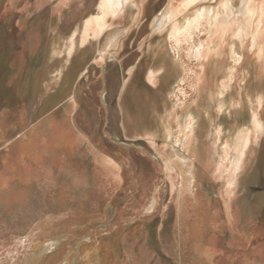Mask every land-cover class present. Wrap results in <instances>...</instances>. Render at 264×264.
Wrapping results in <instances>:
<instances>
[{"label":"rangeland","instance_id":"374dc122","mask_svg":"<svg viewBox=\"0 0 264 264\" xmlns=\"http://www.w3.org/2000/svg\"><path fill=\"white\" fill-rule=\"evenodd\" d=\"M136 2L138 5L136 4L131 12L125 11L108 19L112 29L123 31L121 47L114 57L107 59L106 65L95 60L98 62L90 75V80L81 82L85 92L79 100L75 120L85 135L94 136L96 141H92V145L77 148L75 154L78 156L75 157L79 162H76L77 167L89 172L92 191L82 200L81 209L74 208L79 205L78 202L62 201L59 195V177L53 169L59 172V166H53L49 160L47 163L50 165L46 164L41 174L29 180L22 177L14 178L8 191L17 192V200L11 202L0 199V264H22L36 245L46 242L48 238L57 237H63L64 241L57 251L56 264L70 259L80 260L83 257L86 262L80 264H92L89 262L90 256L95 261L96 253H99L107 264H264V210L260 216L261 220H244L246 202L249 204L253 196L259 207L264 202V49L262 53L260 49L264 46V35L255 48L251 47L250 35L245 36L243 44L241 42L234 44L239 58L236 63L231 59L230 45L233 38L231 34L226 37V40L221 42V53L213 55L205 65L203 73L206 76V87L203 92L197 94L195 74L201 68L190 55L192 43L181 44L177 51L168 41V27L157 33L153 32L154 19L165 10L175 11L172 17L176 16L179 22L183 21L188 14L181 7L183 0H136ZM232 2L233 10L238 11L241 1ZM261 2L264 6V0H255L256 9ZM100 5L101 0H0V28L3 25L17 26L18 30L9 34L10 38L13 35L16 44L27 39L30 47L32 42L28 38L34 31L25 34L28 31L26 29L30 25L42 24L40 20L46 19L48 23L50 22L54 31L60 25H64L61 33L48 31L45 34L43 43L47 42V65L43 67L42 77L32 86L31 94L19 96L14 103L11 89L7 88V85L4 87L5 91L0 90V120L4 126L11 123L18 126L13 132H9L6 127L0 129L3 132L0 149L4 148L0 157L44 120L59 121L58 106H55L59 105V98L54 96L59 92V54L65 50L59 52V48H66L78 25L100 13ZM192 13L194 10L189 11V15ZM259 18L258 11L254 24ZM233 19L230 23L235 28L239 22ZM22 26L24 32L20 29ZM199 32L201 33L194 36V43H197L199 38L206 39L205 32ZM36 34L39 37L36 39L38 45L40 40L43 41V36ZM103 36L104 38L100 40L104 43L98 46L95 40L92 48L106 47V35ZM90 37L96 39L93 34H90ZM160 46H164V63L169 66L176 61L182 66L183 71L179 78L172 71L163 73L164 77L160 79L155 99L156 105H161L164 102L161 100L166 95L168 109L159 117L158 130L151 133H159V127L164 125L162 121H167L166 114L171 113L175 106H177L175 119L180 116V107L197 112L199 110L202 112L203 108L207 107L213 113L214 109L221 106L219 117L221 143L216 142L214 136L209 134L215 131V127L213 129L215 119L212 126H205L208 128L207 132L197 134L198 143L194 146L196 151L208 141L212 146L211 152H216L213 153L214 157L217 155L215 161L217 159L219 162V155L221 159L223 158L221 160L223 178L219 181L211 179L206 182L196 176L197 183L194 187L195 189L203 181L209 187L216 184L213 189L211 188L214 190L213 194L210 193L213 199H207L216 203L219 214L215 225L208 231L211 238L200 244L199 249L205 252L207 258L193 256L189 248L187 231L181 235L178 220H172L174 213L176 216L178 188L181 187V190L188 188L191 179V170L188 167H183L181 178H176L174 173L169 174L165 163L171 158H176L171 148L173 140L170 139L167 145L161 140L156 142L160 150L157 155L152 144L145 138L142 139L146 143L136 144L132 138L125 139L120 131L122 116L118 93L124 74L125 72L127 74L130 67L138 64L140 66L142 64L141 70L144 69L147 74L149 69L154 67L153 64L156 62L154 53ZM12 49L13 47H9V51ZM22 60L23 62L17 63L16 67L28 61V56L25 57L24 54ZM140 60L142 62L139 63ZM231 71L233 75L228 88L219 96L218 85L231 76ZM128 77L131 75H125L124 82ZM105 89L109 93L107 105H104L102 100ZM180 92L183 95H179ZM55 101L57 103L53 104ZM17 108L25 110V114L21 110L14 114ZM154 112L156 110L151 108L139 111L137 114L140 122L145 120L144 125L155 127ZM203 114L199 115L201 122L197 119L199 124L206 123L204 121L206 115ZM20 116L24 123L21 122ZM15 117L20 119L17 121ZM174 123V119H171L168 125L172 131L171 137H174L177 131V125ZM256 123L260 126L255 127ZM239 131L250 132L251 143L245 153L248 154L244 162L245 168L240 169L238 183L234 188L236 196L234 199L230 196L229 199L226 194L230 181L228 171L232 168V158L236 156L232 148ZM116 136L121 141H118ZM226 145L230 146V155L224 150ZM33 158L39 165L40 162L34 153ZM200 158V155L196 158L198 163L201 161ZM10 160L9 158L8 161ZM18 162L23 163L20 158ZM100 166L105 167L108 176L100 170ZM195 166V169L199 168L197 163ZM39 168L41 166L32 164L33 170ZM216 168L212 170L213 174L217 173ZM172 184L175 187H172ZM67 196L66 194L65 198ZM154 202L157 203V208L147 213ZM229 208L235 213L233 224L227 215L226 210ZM146 216L148 220H139ZM182 224L181 227L184 229L187 223L184 221ZM194 227L197 229L199 224H195ZM196 233H199L198 229ZM40 236L42 239H38ZM43 263L44 261H39V264Z\"/></svg>","mask_w":264,"mask_h":264},{"label":"bare ground","instance_id":"6f19581e","mask_svg":"<svg viewBox=\"0 0 264 264\" xmlns=\"http://www.w3.org/2000/svg\"><path fill=\"white\" fill-rule=\"evenodd\" d=\"M240 1V9L238 11H234L232 0H183L181 7L183 10L186 11L185 13L188 14L187 16L185 15L182 22H179V18H177L176 16L172 17L175 11L169 12V10L161 12L154 19L153 32L157 33L168 27V41L173 44L175 50L178 51L181 44L183 43H192L190 55L192 59L196 61V63H198L201 68L200 71L195 74V91L197 92V94L203 92L206 87V76L203 73L205 65L213 57V55L217 56L221 53V42L225 41L226 37L230 36L231 34V37L233 38V41L230 45L231 59L233 63H236L237 61H239V58L237 52L235 51L234 44H237L238 42H241L243 44L245 36L250 35L251 47L255 48L256 45L259 43V40H261L262 35H264V31H262V28H264V6L262 2L261 5L257 7L258 9H256L257 4L255 3V0ZM136 4V0H101L100 13L95 17L86 20V22H84L81 27H78V29L74 31L72 37L69 39L68 45L66 46L63 52L66 55V57H64L63 59V68H66V66L69 65L68 63L70 57L74 54L73 50L76 51L75 47L77 43H82L88 40L90 34H93L97 40L100 39L103 35H106V47L103 48L101 46L103 49L97 50V55L94 56L93 60H100L106 63L108 58L114 57L113 55H115L121 47L120 39L123 37V31H121V29H112V26L108 24V19L114 18L115 16L120 15L125 11L131 12ZM191 10H194V13L189 15V11L191 12ZM258 11L260 18L258 19L256 24H254V20ZM232 18H234L233 21L236 20V22H239L235 28H233L232 24L230 23ZM199 31L205 32L206 39L200 40L199 38L198 42L194 43V36L196 37L197 33H201ZM260 49L262 53L264 46L260 47ZM163 51L164 46H160L157 52L154 53L157 63L155 62V64H153L154 67L152 66L148 72L147 82L153 88L157 87L160 84V79L164 77L163 73H166L167 71H172L177 75V78H179L181 76L180 73H182L183 71L182 66L176 61H174L172 65L169 64V66H167L166 63H164L165 61H163V59H165V52ZM62 71H59V79L61 77ZM130 75H132V70H128V76ZM232 75L233 71H231V76L224 80L222 84L219 83L217 92L219 96H221V94H224V92L228 88V83L231 81ZM129 78L130 77H128L127 79L129 80ZM179 95H183V93L180 92ZM176 107L177 106L172 109L171 113L169 112L168 114H166L165 117L167 118V121H162L164 125H161L158 134L145 133L144 137L147 141L152 144L157 155H159L160 150L158 149L156 142L163 141V144L167 145L169 144L168 141L170 139L173 140L171 148L175 152L176 158H171L165 163L169 169L170 175L174 173L176 178H181L183 167H188L189 170H191V179L189 180V187L183 188L182 190L181 187L178 188L179 199L177 201V204L175 205V209L176 215L178 216L179 232L181 235H183V232L187 231L188 240L190 242L189 248L192 250L193 256L196 257L200 255L204 257L205 252L199 250L200 244L204 243L206 239L211 238V235H209L208 231H210L211 227L215 225V222L217 220L216 217L219 213L217 212L218 207L216 206V203H213V201L205 198V192L201 190V187L196 186L197 188H195L194 190V187L197 183L196 176H198V178L200 179L202 178V180H205L206 182L207 180L211 179L214 181L221 180V178H223V175H221V160H223V158L221 159V155H219V162L217 159L215 161V157L217 155L214 157L213 153L216 152H211L212 146L209 144L208 141L207 143L203 144L202 147H200L199 149L197 148L196 151L194 150V146L198 143L197 134L202 133V131L207 132L208 128L206 129L205 126H212L215 119L216 122L213 126V129L215 127V131H211L209 132V134H211V136H214L216 142L221 143L222 132L221 124L219 121V117L221 115V106H219L217 109H214L213 113L209 111L207 107L203 108L202 112L201 110L197 112V110L188 109L187 107H180V116L175 119V115L177 113ZM203 113L206 115V119H204L206 123L199 124V121L201 120V118L199 120V117H201L199 115H202ZM171 119H174L176 123L174 124L177 125V131L175 132L176 135L174 137H171L172 131L171 129H169L170 127H168V124H170ZM197 119L199 120L198 122ZM259 126L260 124L256 123L255 127ZM46 139V143L41 146V148H37L35 142H33V147L31 146V148L32 150H34L33 152L38 158V160L47 159L53 166L58 167L59 162L63 159L60 156L61 160L59 161V148L61 146L59 144V135H49V137H47ZM249 143H251L250 132L245 133L243 131L236 136V139L233 143L234 145L232 149H234L236 156L232 158V168L228 171L230 175V181L229 190L226 194H228L229 199L230 196L233 199L236 196L234 188L235 185L238 183L239 175L241 173L240 169L242 167L245 168L246 164L244 162L245 160H247L246 155H248H245V153L247 152L246 149L249 147ZM61 148L63 149L66 147L61 146ZM224 150L227 155H230L231 149L229 145H226ZM199 155L202 158H200V163L196 161V158ZM6 163L4 165V168L7 170V172H9L12 164L10 161ZM196 163L199 165V167H201V173L197 172V170H194V166ZM215 168L217 169L215 170V172L217 171V173L213 174L212 170ZM79 177L80 176L77 173L75 178L78 180ZM4 180H6V178H3L2 182ZM172 187H175V185L172 184ZM155 208H157V203L155 204L154 202L147 210V213H151ZM226 211L228 218L230 219V223L233 224V221L235 220L234 211L230 208ZM184 221L187 224H185L186 226H184V229H182L183 226L181 227V225H183L182 223ZM195 224H199V227L197 228L199 231L198 234L196 233L197 229H195L194 227ZM103 228H105V225ZM38 239H42V237L40 236ZM62 241H64L63 237H57L52 239L48 238L46 242L36 245L34 250L30 252L31 254L29 255V257H27L22 264H39L40 260L44 261L43 264H56L57 251L61 248ZM95 257L96 259L94 261V258L90 256L89 262H91L92 264H107L106 261L101 259L99 253H96ZM207 257L205 256V258ZM81 262H86L84 257L80 260H65L61 264H80Z\"/></svg>","mask_w":264,"mask_h":264},{"label":"crops","instance_id":"0c3cea01","mask_svg":"<svg viewBox=\"0 0 264 264\" xmlns=\"http://www.w3.org/2000/svg\"><path fill=\"white\" fill-rule=\"evenodd\" d=\"M40 21L42 22V24L33 26L30 25L26 29L28 31H26L25 34H27L28 32L32 33V31H34V33H32L33 35L29 38L25 35V37L32 42H30V47L28 45L27 39L25 42L23 40L20 44H16V40L14 39L13 35L12 38L9 37L10 33L15 32V30H18L17 26L3 25L0 28V90L5 91L4 87L7 85V88L11 89V98L14 103L16 99L19 98V96L25 97L27 96V94H31L32 86L43 75V67L47 65V42L43 43L44 37L46 36L45 34L48 33V31L54 33H61L64 29V25H60L58 29L54 31L53 26L50 24V22L48 23L46 19ZM81 26L82 25H78L77 28ZM20 29H22V31L24 32L23 26L20 27ZM36 33L41 35V37L43 36V41L40 40V43L38 45L36 43V39H38L39 37ZM102 38H104V36L100 39ZM100 39L97 40L93 37H90L88 40L82 43L80 42L81 44L77 43L75 47L76 51L73 50L74 54L72 52L74 56L71 55L68 63L69 65H67L66 68H63V59L64 57H66V55L65 53L59 54V71H63L60 79L58 80L59 92L56 94V96H54V98H59V105H55L58 106L57 109L59 110V121L50 122L49 119L44 120L37 127L28 131V133H26L25 136L20 139V141L16 143L15 146H13V148H11L8 152L4 153L0 157V199L3 198L4 200L11 202L17 200V192L8 191L10 182L16 177H22L24 178V180H29L32 177H35V175L41 174V170H43L46 164L50 165L49 163H47V159L38 160L40 161V163L39 165L36 164V159L33 158L34 150H32L31 146L33 145V142H35L36 147L41 148V146L46 143V138L49 137V135L58 134L59 144L63 147H66L62 149L60 146L59 148V161L61 160L60 156L63 158L59 162V172L58 170L52 167L54 171L57 172V175L59 177L60 199H62V201H67L68 203H70V200L78 202L79 205L74 206V208L81 209L83 207L82 200H84L90 194V192L92 191V186L89 180V172L81 170L77 167L76 162H79L78 158L75 157V155H77V153L75 154V150H78L77 148L82 147L84 145H92V141H96V138L94 136L90 137L89 135H85L84 130L75 120V115L77 113V106L79 104V100L84 96L85 92L83 86L81 85V82L82 80H90V75L92 74V71L95 69L97 62L100 61L98 60L96 62L95 60H93L95 52L97 55L98 46L104 43H102ZM95 40L98 42V46H95L94 49L92 47L94 46L93 42ZM9 47H13L12 51H9ZM30 48L31 50L29 51ZM64 49L65 47H60L59 52L63 51ZM24 54L25 57L28 56V61L24 60V65L22 64L20 67H16L17 63H19L20 61L23 62L22 58L24 59ZM100 62L103 63L104 61ZM140 62L142 61L140 60L139 63ZM141 66L140 64H138L136 66L130 67V70H132V75L129 80L126 79L124 82L125 75L127 76L128 74V72L127 74L125 72L118 93L119 110L122 116L120 131L123 133L122 135L125 139L132 138L136 144H138V142L146 143L145 140L142 139L145 138V133L148 132V134H153V132L151 133V131L158 130L159 117L163 115L165 110L168 109V106L166 105V95L164 96L165 98L161 100H164V102L161 103V105H156V90L159 87L157 86L158 88H153L147 82L146 78L148 73L146 74L144 69L141 70ZM17 86L19 88H17ZM66 94L67 97H65ZM102 100L104 105H107V103L109 102V93L106 89L102 93ZM55 103L57 102L55 101L53 104ZM144 108H151V110H156L153 115V118L155 120L154 122L156 124L155 127H148L147 124L144 125L143 123L145 122V120L140 122L137 113L139 111H143ZM18 110L20 111L21 108H17L14 110V112H12L16 114L19 113ZM21 112L25 114V110H21ZM20 118H16L17 121ZM20 120L23 123L25 122L24 120H22V118ZM29 124H31V121H29ZM5 127L8 128L9 132H13L17 129L18 126L16 123H11L10 125L4 126V123L0 120V129ZM140 133L143 134L138 135ZM2 137L3 132L0 131V139H3ZM117 137L118 136H116L115 138L118 141H121L119 137ZM96 149L97 148L95 147L94 150ZM3 150L4 148L0 149V154ZM9 158L11 159L10 162L12 166L10 171L7 172V170L4 168V165L6 162H9ZM19 158L22 160L23 163L18 162ZM26 161H28V163H26ZM32 164L38 167L41 166V168L33 170ZM113 164L117 163L113 162ZM82 167L86 168L83 165ZM100 170H102L107 176L109 175L108 171L105 169L104 166H100ZM196 170L197 172L201 173L202 169L201 167H199L195 169V171ZM77 173L80 176L78 179L79 181L75 178ZM3 178H6L3 183L9 182L7 185L1 184ZM215 186L216 184H213L212 187H209L205 181L197 185V187H201V190H203L207 194L206 198L210 199H213L211 195L214 193V190H211V188L213 189ZM66 194L68 195L67 198H65ZM255 200L253 196V200L250 201L249 204L246 202L244 220H261L260 216L262 215V211L264 210V202L259 207V203L257 204ZM139 220H148V218L146 216L144 219ZM172 220H178V216H175V213Z\"/></svg>","mask_w":264,"mask_h":264}]
</instances>
